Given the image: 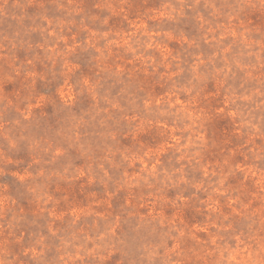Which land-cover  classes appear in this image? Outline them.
Here are the masks:
<instances>
[{
	"label": "rangeland",
	"instance_id": "1",
	"mask_svg": "<svg viewBox=\"0 0 264 264\" xmlns=\"http://www.w3.org/2000/svg\"><path fill=\"white\" fill-rule=\"evenodd\" d=\"M0 264H264V0H0Z\"/></svg>",
	"mask_w": 264,
	"mask_h": 264
}]
</instances>
